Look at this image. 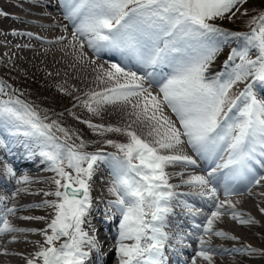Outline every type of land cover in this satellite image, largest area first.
Listing matches in <instances>:
<instances>
[{"label": "snow or ice", "instance_id": "obj_1", "mask_svg": "<svg viewBox=\"0 0 264 264\" xmlns=\"http://www.w3.org/2000/svg\"><path fill=\"white\" fill-rule=\"evenodd\" d=\"M245 2L62 0L64 19L72 25V47L78 44L81 57L85 45L98 58L109 57V67L101 64L97 76L107 86L90 90L83 99L76 97L77 101L95 114L106 104L121 103L131 107L129 116L134 119L122 127L83 120L99 135L119 133L127 138L126 142L103 141L115 152L102 148L87 151L82 138L78 137V144L70 142L73 134L68 129L6 92L7 85L0 81V129L22 137V143L32 149L29 155H38L55 173V191L45 195L56 199L35 205L53 210L44 229L14 227L8 214L17 209L3 205L4 197H0V234L39 231L44 237V244L27 264H107L96 230L90 234L84 227L92 209L91 181L101 164L110 170L108 191L115 196L106 202L105 212L115 208L120 214L113 248L118 264H167L165 248L173 252L191 248L186 243L189 239L198 244L192 264L197 257L211 260L214 249L207 246L205 236L228 235L214 228L216 222L226 213L242 224L252 222L241 217L230 199L221 200L220 190L228 196L238 191L237 184L247 188L264 180L257 171H264V98L258 97L264 89V12L252 17L249 32L228 31L214 23L226 16L231 19L234 9L239 10L237 5ZM0 14L8 16L3 10ZM241 37L242 45L231 50L221 71L209 76L223 44ZM253 50L256 55L251 58ZM129 62H134L136 70L128 67ZM239 82L246 83L232 95ZM154 85L156 92L151 90ZM165 109H170L175 119ZM137 122L148 128L146 136L132 127ZM184 146H190L205 162L206 173L181 181L192 191L177 192L178 185L169 183L166 169L175 165L199 167ZM5 170L15 175L11 166L5 165ZM28 180L24 176L17 183ZM184 197L207 202L210 211L195 208ZM176 207L184 208L181 215L191 219L187 232L165 230L170 226L169 217L176 215ZM197 217L202 218L201 223ZM241 250L257 251L250 246L237 249Z\"/></svg>", "mask_w": 264, "mask_h": 264}, {"label": "bare ground", "instance_id": "obj_2", "mask_svg": "<svg viewBox=\"0 0 264 264\" xmlns=\"http://www.w3.org/2000/svg\"><path fill=\"white\" fill-rule=\"evenodd\" d=\"M0 10L8 13V16L0 14V66L7 73L18 74L25 69L34 71V68L45 70L46 73L57 78L61 85H70L81 90L83 98L88 91H98L107 86L102 84L97 76L101 74L99 68L101 64L105 68L109 67V57L98 58L87 45L83 49L85 55L81 57L78 44L76 48L72 47L74 43L71 39L72 25L64 19L62 6L56 7L50 0H0ZM14 32H28L33 35H17L13 34ZM61 36L66 39L58 40L57 38ZM128 64L131 65L129 67L132 70H136L134 62ZM222 67L209 69L208 75L211 76L221 71ZM244 83L246 82L234 85L231 94H238L243 89ZM155 87L151 89L153 92L158 90V87ZM35 91L37 97L45 98L49 103V96L38 90ZM258 97L264 98V89L259 90ZM60 111L56 113V118H65L70 124L68 130L74 133L77 139L82 138L85 145L90 144V147L94 145L92 152L98 148H102L105 152H115L116 149H104L103 146L106 144L103 141L114 139L118 142H126L127 138L119 133L105 132L99 135L88 125L82 123L83 120H89L94 124L122 127L134 119L129 116L132 111L131 107L121 103L106 104L99 114L89 112L82 104L74 108L60 109ZM165 111L166 114L172 116V119H175L170 109H165ZM132 127L137 130L138 134L144 136L148 132V128L140 122L133 124ZM0 140L3 141L0 145V197H4L3 205L14 206L17 209L15 213L8 214V220L19 229H44L54 215L53 210L47 206L36 207L35 205L56 199L55 196L45 195L46 192L55 191L56 186L53 183L55 173L48 170L47 165L42 163L38 155L35 158L29 155L32 149L22 143V137L12 136L6 130L0 129ZM78 140L80 142V139ZM85 150L90 151L86 146ZM184 151L202 164L203 161L196 156L190 146H184ZM5 165L11 166L15 175H9L5 170ZM201 167L170 166L166 169L170 173L169 183L178 185L175 189L177 192L192 191L191 186L182 184L181 181L188 179L192 174H204L205 166ZM177 173H182V175ZM258 174L264 176V171L260 170ZM24 176L29 177V180L17 183V180ZM111 179L109 168L101 164L91 181L92 209L88 216L89 223H86L84 227L90 234L93 229L96 230L95 234L103 245L101 252L108 251L107 264H118L113 248L118 234L120 214L115 208H110L107 213L105 212L108 208L106 202L115 199V196L108 191ZM184 199L205 213L210 211L205 201L192 197H184ZM220 199H230L241 217L245 220L251 219L252 222L242 224L226 213L220 221L214 224V228L224 232L226 229H232L238 233L240 231L243 233L244 240L241 242L239 239L240 242L232 243L224 236H205L208 241L207 246L214 251L211 253V260L197 257L196 264H264V212L261 211L264 208V180L260 184L251 183L247 188L240 187L238 191L228 196L220 190ZM174 211L176 215L169 217L170 226L165 230L171 233L187 232L191 228V219L181 215L185 209L176 207ZM28 217H45V219H28ZM201 222L202 218L197 217V223ZM13 237L17 239L13 240ZM186 243L191 244V248H183L176 252L165 248V254L173 264H192V256L195 255L198 244L191 239ZM43 244L44 237L39 231L0 234V264H27V260ZM245 246H250L257 251H237ZM176 247L181 246L176 245ZM96 255L93 252V259Z\"/></svg>", "mask_w": 264, "mask_h": 264}, {"label": "rangeland", "instance_id": "obj_3", "mask_svg": "<svg viewBox=\"0 0 264 264\" xmlns=\"http://www.w3.org/2000/svg\"><path fill=\"white\" fill-rule=\"evenodd\" d=\"M249 1L250 0H246L245 3L237 5V8L239 10L236 11L234 9L235 15H232L231 18H242L247 11V3ZM50 2L53 3V5H56V7L62 6V0H50ZM225 18L228 17L226 16ZM242 43H243L242 37L240 38V40H237L235 38H230L229 42L223 44L221 50L218 52L214 62L211 64L209 69L223 66V62L227 59L228 54L231 52V50L233 48L240 47ZM255 55L256 52L255 50H253L250 53V56L251 58H254ZM236 62L238 63L239 61L237 60ZM32 70L25 69L18 74L17 73L9 74L6 72L5 69H2L0 66V81H2L5 85H7L5 91L9 93H14L15 95L19 96L20 99L36 107L37 110L40 111L42 115H47L49 121L57 120L64 128L68 129V126L70 127V124L66 121L65 118H56V113L60 111V109L62 110L72 107L74 108L80 105L76 97H81V99H83L82 91L70 85L68 86L61 85L57 78L46 73L45 70H41L38 68H34V71ZM35 90L43 92V94L49 96L50 97L49 99L50 101L48 100L49 103L45 98L37 97V93ZM72 134H73L72 140L70 142H74L78 144L79 140L77 139L74 133ZM57 135H60V133H57ZM85 146L90 151L94 149V145H92V147H90L91 146L90 144H87ZM103 148L107 150L114 149L110 145H105L103 146ZM195 170L198 171V169ZM228 220L230 219L228 218ZM225 232L228 233V235L224 236V238H226V240L228 241H231L232 243L240 242L239 239H241V242L244 240V236H242L243 233H240V231L238 233L235 230L226 229ZM233 236L236 237V239H232L231 237Z\"/></svg>", "mask_w": 264, "mask_h": 264}, {"label": "trees", "instance_id": "obj_4", "mask_svg": "<svg viewBox=\"0 0 264 264\" xmlns=\"http://www.w3.org/2000/svg\"><path fill=\"white\" fill-rule=\"evenodd\" d=\"M264 12V0H250L247 3V11L242 18H223L216 19L214 23L232 32H249L252 25H250V20L252 17L259 15V13Z\"/></svg>", "mask_w": 264, "mask_h": 264}]
</instances>
